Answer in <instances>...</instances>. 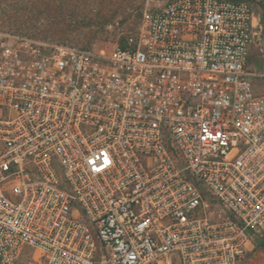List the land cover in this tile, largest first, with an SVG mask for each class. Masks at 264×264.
I'll return each mask as SVG.
<instances>
[{
    "label": "built area",
    "instance_id": "built-area-1",
    "mask_svg": "<svg viewBox=\"0 0 264 264\" xmlns=\"http://www.w3.org/2000/svg\"><path fill=\"white\" fill-rule=\"evenodd\" d=\"M258 19L144 0L107 52L0 30V264H264Z\"/></svg>",
    "mask_w": 264,
    "mask_h": 264
},
{
    "label": "rangeland",
    "instance_id": "rangeland-1",
    "mask_svg": "<svg viewBox=\"0 0 264 264\" xmlns=\"http://www.w3.org/2000/svg\"><path fill=\"white\" fill-rule=\"evenodd\" d=\"M60 5L62 13L55 9ZM143 5L144 0H0V30L47 45L107 52L135 35ZM258 21L260 56L255 79L264 82V24Z\"/></svg>",
    "mask_w": 264,
    "mask_h": 264
},
{
    "label": "crops",
    "instance_id": "crops-1",
    "mask_svg": "<svg viewBox=\"0 0 264 264\" xmlns=\"http://www.w3.org/2000/svg\"><path fill=\"white\" fill-rule=\"evenodd\" d=\"M259 49H260V48H258L257 44H254V45L252 46V48H251L250 55H249V65H248V67H249L251 70H253V72H254L255 74H257V73H256V68H257V66H258L257 63L259 62V61H258V58H259V56H260ZM254 84H255L257 90H259V91H263V90H264V82H259V80L257 81V80L255 79V77H254Z\"/></svg>",
    "mask_w": 264,
    "mask_h": 264
},
{
    "label": "trees",
    "instance_id": "trees-1",
    "mask_svg": "<svg viewBox=\"0 0 264 264\" xmlns=\"http://www.w3.org/2000/svg\"><path fill=\"white\" fill-rule=\"evenodd\" d=\"M56 9V11L58 12V13H62V5H60V6H58V8H55ZM120 45H125V42L124 43H122V44H120Z\"/></svg>",
    "mask_w": 264,
    "mask_h": 264
}]
</instances>
